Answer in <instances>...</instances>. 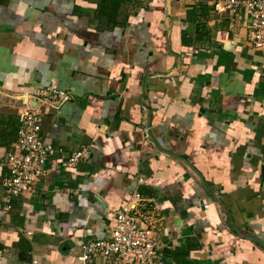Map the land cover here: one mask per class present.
<instances>
[{"label":"crops","instance_id":"obj_1","mask_svg":"<svg viewBox=\"0 0 264 264\" xmlns=\"http://www.w3.org/2000/svg\"><path fill=\"white\" fill-rule=\"evenodd\" d=\"M99 1L0 0V180L19 100L68 93L35 102L42 137L63 150L11 199L0 264H70L134 191L162 216L165 264H264V50L243 14L109 0L107 22Z\"/></svg>","mask_w":264,"mask_h":264},{"label":"built area","instance_id":"obj_2","mask_svg":"<svg viewBox=\"0 0 264 264\" xmlns=\"http://www.w3.org/2000/svg\"><path fill=\"white\" fill-rule=\"evenodd\" d=\"M212 5L215 11H226L234 17L241 12L252 47L264 50V0H212ZM33 95L37 98L27 94L19 100L15 112L16 137L1 161L5 172L0 180L3 189L0 223L11 208V199L29 194L35 181L45 172L46 160L63 150L42 137L41 115L35 102H58L67 99L68 93L48 87ZM88 154V147H83L61 156L60 163L69 167L80 159H86ZM113 221L105 238L80 243V252L70 264H165L154 242L162 216L157 213L152 198L134 191L113 213Z\"/></svg>","mask_w":264,"mask_h":264},{"label":"trees","instance_id":"obj_3","mask_svg":"<svg viewBox=\"0 0 264 264\" xmlns=\"http://www.w3.org/2000/svg\"><path fill=\"white\" fill-rule=\"evenodd\" d=\"M98 2V1H97ZM99 7L105 9L107 13V22L114 21L115 15L112 13V9H117L118 2H110L109 0H101L99 1Z\"/></svg>","mask_w":264,"mask_h":264}]
</instances>
